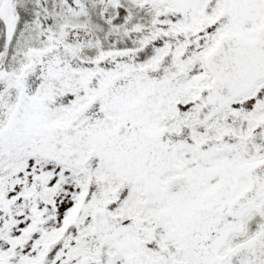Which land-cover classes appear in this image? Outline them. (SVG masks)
<instances>
[{
	"label": "snow or ice",
	"instance_id": "snow-or-ice-1",
	"mask_svg": "<svg viewBox=\"0 0 264 264\" xmlns=\"http://www.w3.org/2000/svg\"><path fill=\"white\" fill-rule=\"evenodd\" d=\"M0 264H264V0H0Z\"/></svg>",
	"mask_w": 264,
	"mask_h": 264
}]
</instances>
